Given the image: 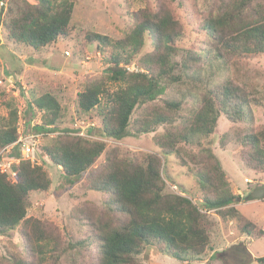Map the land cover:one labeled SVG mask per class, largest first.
Wrapping results in <instances>:
<instances>
[{"label": "trees", "instance_id": "trees-1", "mask_svg": "<svg viewBox=\"0 0 264 264\" xmlns=\"http://www.w3.org/2000/svg\"><path fill=\"white\" fill-rule=\"evenodd\" d=\"M2 1L5 7L0 8L3 10L0 28L4 27L13 44L42 53L70 36L74 0ZM195 2L179 0V6L191 8L196 30L212 38L208 59L224 60L228 66L239 67L241 61L264 58V0H220L217 10L207 18L194 11ZM132 17L133 25L121 38L87 32L86 41L96 45L104 56L110 75L108 80L95 81L78 94L77 113L78 117H87L96 111L103 134L115 140L149 134L166 125L167 130L154 137L160 152L151 153L144 162H139L121 157L117 149H112L106 153L101 171L91 170L106 151V144L70 136L76 132L63 127L66 116L55 90L32 93L31 105L42 114L36 117L30 109L34 117L26 122L30 126L35 117L39 118L40 122L33 125L35 131L31 132L40 133L45 139L47 133H55L53 140L44 146L50 160L61 168L70 185L86 175L87 189L107 194L110 199L92 215L88 210L77 215L80 221L92 224L91 237L67 241L47 220L28 216L31 193L48 191L52 180L41 163L25 159L20 146H15L9 155L18 160L13 163L15 180L0 170V236L18 230L25 255L5 259L7 264H58L68 252L78 253L75 257L78 262L79 253L88 251L93 243L97 245L98 264H142L139 256L154 245L162 246L180 262H195L211 247L209 214L213 212L221 219L242 222V230L249 236L256 232L254 223L236 208L239 197L211 150L206 149L192 159L195 166L186 161L181 165L195 176L201 205L189 196L167 191L169 177L162 158L176 156L182 160L181 151L187 145H200L202 139L217 132L222 114L232 121L253 120L250 107L262 106V99L253 97L236 82L222 83L205 87L193 113L179 123L175 124L183 104L179 100H167L164 107L149 106L139 119L131 122L136 108L158 100L174 85L203 89L204 79L198 68L207 59L200 51L182 48L183 27L170 6L140 10ZM148 43L152 50L144 52ZM181 52H185L182 61H176L175 56ZM133 64L137 65L136 70L129 69ZM109 81L119 87L113 90L107 84ZM4 89L0 96L5 95ZM6 105L9 117H0V152L21 137L18 109L12 99ZM237 142L243 149L242 163L264 172V125L244 133ZM247 199L256 200L252 194ZM5 260L0 264H6ZM75 260L72 264H77ZM256 261L264 264V257Z\"/></svg>", "mask_w": 264, "mask_h": 264}, {"label": "rangeland", "instance_id": "rangeland-1", "mask_svg": "<svg viewBox=\"0 0 264 264\" xmlns=\"http://www.w3.org/2000/svg\"><path fill=\"white\" fill-rule=\"evenodd\" d=\"M28 1L34 3L32 0ZM74 2L70 36L59 40L55 46L42 53L24 45L13 44L7 39L4 27L0 28V91L5 88V95L0 96V117H9L6 103L12 99L18 109V129L27 128L35 131L33 125L40 122L36 117H40L42 112L32 107V93L39 95L52 88L56 91L66 116L63 127L75 129L76 133L70 136L90 138L94 142L106 144V151L91 170L101 171L106 161V153L112 149H117L121 157L139 162H144L146 156L151 153H159L160 149L155 144L154 137L163 134L168 128L166 125L158 126L149 134L122 140L108 138L101 130V118L96 111H93L91 116L78 117L77 98L86 86L98 80L106 81L110 75L104 56L96 49V45L86 41L87 32H97L118 39L133 25L132 15L135 12L170 6L179 15L183 27V37L180 40L182 48H192L207 55V59L198 68L204 79L203 89L195 90L187 84L174 85L158 100L136 108L131 122L139 119L149 106L164 107L167 100H179L183 104L175 124L179 123L182 118L193 113L195 102L200 93L205 91V87L222 83L236 82L245 87L244 89L253 97L261 98L262 106L250 107L249 113L251 112L253 120L232 121L222 114L217 132L202 139L200 145H187L181 151L182 160L176 156L162 158L169 177L166 181L167 191L189 196L196 204L201 205L197 180L191 175L188 167L181 165L182 161H186L188 165L195 166L192 159L199 157L206 149L211 150L221 161L231 187L239 197L236 208L254 223L253 229L256 232L249 236L243 232L242 222L233 218L221 219L213 212L209 214L211 247L200 260L180 262L169 256L160 245L146 248L139 256V260L142 264H258L256 259L264 257V197L252 201L247 198L250 194L253 195L257 187L264 185V172L254 171L242 163L243 149L237 139L244 133L256 131L264 125V58L241 61L239 67L228 66L224 60L212 62L208 59L212 38L196 30L192 22L195 18L193 10L180 7L179 0H74ZM219 2L220 0H196L194 11L198 12L201 18H207L217 10ZM3 14L6 20V12ZM203 23L204 21L201 22ZM151 50L148 43L144 52ZM183 55L185 52L176 55L175 60L182 61ZM136 68L135 64L129 67L130 70ZM107 84L111 85L113 90L119 87V84L110 81ZM30 109L34 110L36 117L28 126L26 120L34 117L29 112ZM54 135L55 133H47L46 139L42 137L41 143L35 149L33 159L44 166L52 185L46 192L31 193L32 206L28 216L47 220L60 230L62 238L67 241L88 239L93 233L92 224L80 221L77 215L84 210H88L91 215L92 212H98L105 206L110 196L88 190L86 175L75 185L67 182L61 168L55 165L44 151V146L53 140ZM22 155L27 156V153L22 151ZM19 233L15 230L7 236H0V261L25 255L24 241ZM97 252V245L93 243L88 251L79 253L81 255L78 262L75 260L78 253L68 252L58 264H72L73 260L77 264H98Z\"/></svg>", "mask_w": 264, "mask_h": 264}, {"label": "built area", "instance_id": "built-area-1", "mask_svg": "<svg viewBox=\"0 0 264 264\" xmlns=\"http://www.w3.org/2000/svg\"><path fill=\"white\" fill-rule=\"evenodd\" d=\"M5 7V3L0 0V8ZM21 132L20 139L6 147L2 152H0V170L2 173H9L12 177V179L15 180L16 178V172L13 170V163H17L18 160L14 159L13 157H10V153L15 148V146L19 145L21 153L22 151H25L27 153V156H24L25 159H30L32 162H36L34 157L35 149L38 147L39 143H41L42 134L40 133H33L31 131L25 132L24 129H19ZM39 164V163H38Z\"/></svg>", "mask_w": 264, "mask_h": 264}, {"label": "water", "instance_id": "water-1", "mask_svg": "<svg viewBox=\"0 0 264 264\" xmlns=\"http://www.w3.org/2000/svg\"><path fill=\"white\" fill-rule=\"evenodd\" d=\"M253 197H254V199H261L264 197V185L259 186L255 189V191L253 193Z\"/></svg>", "mask_w": 264, "mask_h": 264}]
</instances>
